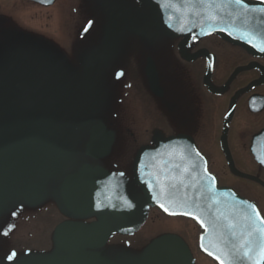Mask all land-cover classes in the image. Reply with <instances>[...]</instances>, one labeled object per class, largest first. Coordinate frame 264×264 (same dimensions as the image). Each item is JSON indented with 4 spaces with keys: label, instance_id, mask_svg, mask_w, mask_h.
<instances>
[{
    "label": "rangeland",
    "instance_id": "obj_1",
    "mask_svg": "<svg viewBox=\"0 0 264 264\" xmlns=\"http://www.w3.org/2000/svg\"><path fill=\"white\" fill-rule=\"evenodd\" d=\"M120 1L123 9L130 14L142 10L139 4L133 0ZM66 2L65 0H57L50 8L43 9L23 0H0V52L8 54L11 50L25 48L27 40L36 41L49 49L61 67L62 77L68 78L69 87L67 92H64L67 101L70 102L71 107L79 112V109L84 111L90 105L89 95L83 90L80 81L81 57L100 43L99 22L103 23L104 19L106 20L108 9L99 6L100 3L106 4L101 0H98V5L97 2L95 5L93 2H91L92 4L89 3L90 0H66ZM103 11L105 12L104 16ZM81 27H84L85 30H81ZM26 51L30 52L28 49ZM7 58H9L8 55ZM96 65H99L100 68L97 72L98 106L104 107V111L97 114L105 115L107 120L112 121L119 117L120 122L114 124L117 127L128 126L131 133L141 140L138 127L140 114L137 112L131 92L136 90V96L138 97L139 94L144 100H148V97L143 92L144 81L142 82L143 79H141L137 65L134 64V59L130 60L129 65L117 59L111 63L99 62ZM227 69L225 68V70ZM220 71L219 68L218 74ZM21 97L25 100L30 99L20 93L15 94L10 81L0 82V102L2 104L6 99L8 108L17 107L15 100L25 103L24 100H20ZM31 99L39 103V106L35 108L36 113L48 116L47 120L42 115L37 116L35 122V125L42 126L41 128L47 130L46 141L44 142L45 151L47 155H49L48 151L51 150L53 155L59 156L50 155L47 158L48 161L53 158L58 159V161L47 164V171L34 167L35 172L45 173L44 176H41L43 179L42 193L45 197L43 203L31 207L29 202L21 201V206L18 209H11L12 203L9 197L12 195L13 189L9 187V182L13 176L18 178V175L21 177L28 175L29 169L27 167L19 169L18 166L17 170L14 169L15 163L12 157L14 158L16 154L9 153L7 149L27 145V143H35V139H42L44 136L33 134L28 129L35 118V115H30V113L21 118H7L0 123V148L3 149H0V246L1 249L15 255L9 264H20L18 256L24 246L29 247L34 255L38 253L37 256L55 253L57 243L55 242V227L54 222L52 224L51 216L62 209L58 196L59 184L65 171L72 169L84 159L83 146L88 125L83 124V118L72 117L60 104L48 108L42 106L40 104L41 99H43L41 89L35 91ZM79 101L86 103V106L77 105ZM28 105L29 103H26L25 106ZM1 113L2 110L0 115ZM145 123L147 125V122ZM211 138V135L206 134L201 137L200 142L203 143V148L212 161L213 169L219 173L221 179H230L221 167L220 157ZM119 152L124 153V149L118 147L113 155L108 158L107 164L127 173L128 165ZM228 182L232 183L233 180L230 179ZM244 192L254 194L247 187H245ZM258 199L264 205V199L260 197ZM54 216L57 215L54 214ZM156 217V213H152L150 221L146 223L144 229L147 226L150 228L149 224L156 222ZM180 223L169 227L159 224L154 226V230L160 233L177 231L178 227L181 226ZM186 234L188 239L193 238V235L189 234V228ZM123 241L124 239L115 237L112 245L123 248ZM200 258L202 257H194L193 264H208Z\"/></svg>",
    "mask_w": 264,
    "mask_h": 264
},
{
    "label": "flooded vegetation",
    "instance_id": "obj_2",
    "mask_svg": "<svg viewBox=\"0 0 264 264\" xmlns=\"http://www.w3.org/2000/svg\"><path fill=\"white\" fill-rule=\"evenodd\" d=\"M172 48L173 54L161 46L156 51L154 62L160 90L157 96L152 95L153 107L146 115L154 114L161 125L159 130L169 124L171 132L192 136L212 167L200 139L211 135L225 164L219 137L224 128L223 116L231 107L226 135L228 149L235 167L246 172L245 176L233 177L234 187L239 191L249 183L251 187L247 188L259 198L264 194V184L260 185L264 183V165L257 160L252 147L253 136L264 129V69L256 66L258 63L264 67V56L256 60L213 35L185 46L186 55H195L192 61H187L177 49V42ZM201 49L214 55V69L207 82L203 78L207 59L199 54ZM161 116L167 117L169 123L162 122ZM260 145L264 149V136Z\"/></svg>",
    "mask_w": 264,
    "mask_h": 264
},
{
    "label": "water",
    "instance_id": "obj_3",
    "mask_svg": "<svg viewBox=\"0 0 264 264\" xmlns=\"http://www.w3.org/2000/svg\"><path fill=\"white\" fill-rule=\"evenodd\" d=\"M42 1V0H39ZM146 5H148L150 12H151V24L155 28L161 29L166 35L169 36H178L181 33H185L187 38H192L197 36L200 32L204 30H214L220 34L224 39L240 44L248 50H251L245 44L239 40L231 39L230 36H227L223 33V31H229L231 35H235L234 32H240V29H246L249 31L254 32L257 31L255 27H253V23H260L264 16V10L259 11L261 9L259 6L254 5L251 1H245L243 4H236L233 0H142ZM263 15V16H262ZM113 19L105 26V40H106V47L104 50L98 55L100 58H107L112 53L113 49V37L111 34L114 33V29L112 26ZM255 21V22H254ZM264 21H262L263 23ZM128 28H130L134 32L141 33L144 31V28L134 22H130L128 24ZM242 39H246L244 34L237 35ZM93 57L86 59L85 61V83L87 86L91 87L92 84V70H91V61ZM103 127L101 124L95 125L92 129V135L90 137V142L88 143L87 147L92 149L91 147L95 145L93 141V132L96 128ZM93 141V142H92ZM172 138H168L165 140L160 141L159 143H166L168 145L174 144ZM109 150V144L104 145L101 149L102 155L106 154ZM153 154L155 148H142L138 152L136 157L134 172H136L134 182L141 187L142 192L146 198V201L151 204L153 203V198L151 193L153 192L154 188L149 187L151 184H148V181L142 180L140 175V169L136 170V166L140 158L144 154L150 153ZM171 163V164H169ZM165 165L168 169H171L172 173L176 174V179L173 180V185L169 188L171 192L168 194L170 197L173 206V209L177 211V213H181L187 216H194L200 217L202 219L206 218V216H210L211 213H214L213 210H205L207 207H212L215 204V199L220 194V190H218L211 181L205 180L203 187L199 190V195L201 194L202 197L197 196L194 189L193 192L195 194L191 195L189 193L190 187H187V180H186V171H182L184 174V179H181V175L178 169L174 166L178 167V163L176 161H169L168 159L162 164ZM143 167V166H142ZM141 167V169H142ZM193 168V167H192ZM98 173L93 172L90 168L82 167L77 173L68 175L64 178L61 187V193L64 198V203L66 207L72 211L73 213H86L92 210H82L83 209V202L82 201H92L91 194H87L84 196L83 200L82 197L80 198L77 195V190H84L87 186V190H90L94 186L93 183H88L82 181L84 177H86V181H91L95 179V176H105V173L101 170H97ZM190 172V171H189ZM93 174V175H91ZM144 175V174H143ZM96 176V177H97ZM99 178V177H97ZM96 188V187H95ZM150 189V190H149ZM97 191V189H96ZM151 191V193H150ZM207 194L214 195V199L207 197ZM237 200V199H236ZM240 201V206H249L248 203H245L244 200H237ZM247 202V201H246ZM245 211V210H243ZM114 213L119 214L117 211ZM132 212L129 211L130 215ZM243 215V213H242ZM250 218L255 220L254 222L258 225V223H262L255 213H249ZM216 217V216H215ZM238 221V218L232 217L230 223L234 224ZM261 225V224H260ZM67 229V228H65ZM259 231V225L257 226ZM70 230L74 232L75 239L83 238L89 239L95 235H98L97 229H89V230H82L80 228L71 227ZM65 231V230H64ZM70 233H68L69 236ZM72 238V240H74ZM178 264L185 263V256L181 255L177 259ZM255 263H258L255 261ZM45 264H104L100 259L93 255L89 254H82V255H70L67 257H60L53 259Z\"/></svg>",
    "mask_w": 264,
    "mask_h": 264
},
{
    "label": "snow or ice",
    "instance_id": "obj_4",
    "mask_svg": "<svg viewBox=\"0 0 264 264\" xmlns=\"http://www.w3.org/2000/svg\"><path fill=\"white\" fill-rule=\"evenodd\" d=\"M42 2H44V3H47V2H49V0H42ZM234 2L236 3V4H243L244 3V0H234ZM262 163H264V161H262ZM246 203V202H245ZM163 206V205H162ZM129 207H131V205L129 204ZM166 211H167V209H165ZM9 259H12V257L11 256H9L8 257Z\"/></svg>",
    "mask_w": 264,
    "mask_h": 264
}]
</instances>
